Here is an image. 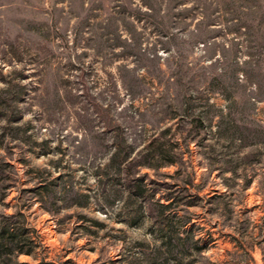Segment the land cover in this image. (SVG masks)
<instances>
[{"label": "rangeland", "instance_id": "1", "mask_svg": "<svg viewBox=\"0 0 264 264\" xmlns=\"http://www.w3.org/2000/svg\"><path fill=\"white\" fill-rule=\"evenodd\" d=\"M134 155L193 217L184 262L264 264V0H0V211L25 212L37 256L148 264Z\"/></svg>", "mask_w": 264, "mask_h": 264}, {"label": "trees", "instance_id": "2", "mask_svg": "<svg viewBox=\"0 0 264 264\" xmlns=\"http://www.w3.org/2000/svg\"><path fill=\"white\" fill-rule=\"evenodd\" d=\"M157 140L153 138L146 144L147 153L153 150ZM139 158L137 155L126 158L128 163L126 169L119 165L118 172L123 177L124 186L128 188L131 197L140 200L133 214L134 220L129 224L137 227L146 217H150L153 221L149 232L152 240L135 242L138 250L136 259H139V262L144 259L148 264H195V259L184 262L188 256L193 257L196 253L202 255L205 249L202 237L196 233L193 217L180 215L179 210L173 208L171 197H166L168 201L163 202L160 199L153 200V194H147L149 188L146 178L134 171V168L144 165L154 166L150 160L144 162ZM167 163L175 162L174 160L164 161V164ZM65 189L66 192L74 191V188ZM7 194V192H1L0 199H4ZM48 195L52 197L54 192L52 195L48 192ZM44 207L54 213L52 208ZM37 243L32 236L27 216L21 208L12 212L0 211V264H57L55 261H49L45 257L36 255ZM21 255L33 256L36 261H22L20 260ZM209 263L217 264L210 259Z\"/></svg>", "mask_w": 264, "mask_h": 264}]
</instances>
